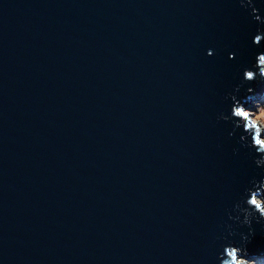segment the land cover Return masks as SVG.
I'll return each mask as SVG.
<instances>
[{"label": "water", "instance_id": "obj_1", "mask_svg": "<svg viewBox=\"0 0 264 264\" xmlns=\"http://www.w3.org/2000/svg\"><path fill=\"white\" fill-rule=\"evenodd\" d=\"M250 12L0 0V264H220L228 213L260 171L217 120L264 52ZM250 87L249 104L264 81ZM253 227L248 252L264 258ZM233 229L238 246L248 229Z\"/></svg>", "mask_w": 264, "mask_h": 264}, {"label": "clouds", "instance_id": "obj_2", "mask_svg": "<svg viewBox=\"0 0 264 264\" xmlns=\"http://www.w3.org/2000/svg\"><path fill=\"white\" fill-rule=\"evenodd\" d=\"M240 5L245 9H251L250 15L254 21L264 24V20L253 5V0H240ZM262 42H264V29L258 28L253 38V45L259 47ZM208 55L212 56L213 51L209 50ZM233 58V55L229 56V59ZM258 81H264V52L255 57V63L244 69L239 84L232 93L224 97L225 101L230 102V111L227 114L221 112L217 117L218 121L232 125L230 138L239 133L240 148L247 150L254 165L260 170L259 179L254 176L249 181V186L245 188L241 199L228 213V220L232 223L225 226L227 234L221 237L224 244L218 258L220 264H264V258L250 254L247 249V244L255 235L253 225H260L264 230V119L257 115V113L264 115V96H257L249 104L242 102L239 95L243 90L245 95L251 96L255 89L250 86ZM238 151L239 149H234V152ZM234 224L248 229L247 235L239 233L241 242L238 246L230 239L237 235L233 229Z\"/></svg>", "mask_w": 264, "mask_h": 264}, {"label": "rangeland", "instance_id": "obj_3", "mask_svg": "<svg viewBox=\"0 0 264 264\" xmlns=\"http://www.w3.org/2000/svg\"><path fill=\"white\" fill-rule=\"evenodd\" d=\"M257 115L260 116L261 119H264V115H261L260 113H257Z\"/></svg>", "mask_w": 264, "mask_h": 264}]
</instances>
